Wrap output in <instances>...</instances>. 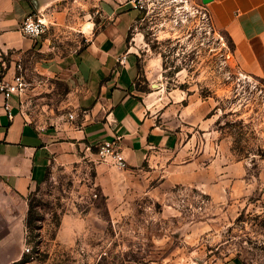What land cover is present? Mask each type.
Listing matches in <instances>:
<instances>
[{
    "label": "rangeland",
    "instance_id": "374dc122",
    "mask_svg": "<svg viewBox=\"0 0 264 264\" xmlns=\"http://www.w3.org/2000/svg\"><path fill=\"white\" fill-rule=\"evenodd\" d=\"M136 2V89L174 139L127 169L53 163L27 196L36 264H264V77L202 0Z\"/></svg>",
    "mask_w": 264,
    "mask_h": 264
},
{
    "label": "crops",
    "instance_id": "0c3cea01",
    "mask_svg": "<svg viewBox=\"0 0 264 264\" xmlns=\"http://www.w3.org/2000/svg\"><path fill=\"white\" fill-rule=\"evenodd\" d=\"M205 9L240 69L264 77V0H211ZM38 12L49 30L25 36L24 18ZM137 17L134 0H0V78L21 74L38 93L0 92V264H36L25 252L27 196L53 163L88 159L105 170L97 145L118 140L134 167L173 141L136 89L141 67L128 34Z\"/></svg>",
    "mask_w": 264,
    "mask_h": 264
},
{
    "label": "built area",
    "instance_id": "2783aa9c",
    "mask_svg": "<svg viewBox=\"0 0 264 264\" xmlns=\"http://www.w3.org/2000/svg\"><path fill=\"white\" fill-rule=\"evenodd\" d=\"M134 7H139L136 0L134 1ZM20 29L25 36L37 38L49 30V25L46 22L44 15L38 12L27 15L24 18ZM126 60L127 55L118 58V61L121 64H125ZM26 87L27 83L21 74L16 73L12 81L6 80L4 76L0 78V92L4 94L7 99L15 92L22 94L26 90ZM5 108L10 114V105L8 103H6ZM97 147L99 156L103 161L112 164L118 169H127L129 167L127 158L125 157L123 150L120 148L118 140H105L100 142ZM26 241L27 246L25 252L31 254V258L34 259L36 253L30 245L28 235Z\"/></svg>",
    "mask_w": 264,
    "mask_h": 264
},
{
    "label": "water",
    "instance_id": "95a60500",
    "mask_svg": "<svg viewBox=\"0 0 264 264\" xmlns=\"http://www.w3.org/2000/svg\"><path fill=\"white\" fill-rule=\"evenodd\" d=\"M211 0H202V2L204 3V4H207V3H209Z\"/></svg>",
    "mask_w": 264,
    "mask_h": 264
}]
</instances>
